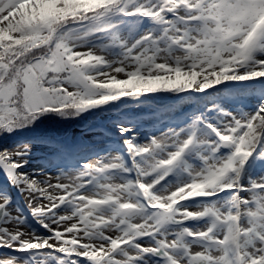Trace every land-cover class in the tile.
Masks as SVG:
<instances>
[{
	"label": "snow or ice",
	"instance_id": "1",
	"mask_svg": "<svg viewBox=\"0 0 264 264\" xmlns=\"http://www.w3.org/2000/svg\"><path fill=\"white\" fill-rule=\"evenodd\" d=\"M0 264H264V0H0Z\"/></svg>",
	"mask_w": 264,
	"mask_h": 264
},
{
	"label": "rangeland",
	"instance_id": "2",
	"mask_svg": "<svg viewBox=\"0 0 264 264\" xmlns=\"http://www.w3.org/2000/svg\"><path fill=\"white\" fill-rule=\"evenodd\" d=\"M57 127H63V126H57ZM80 128H81V125H73V126H71V128L69 130L79 131Z\"/></svg>",
	"mask_w": 264,
	"mask_h": 264
}]
</instances>
